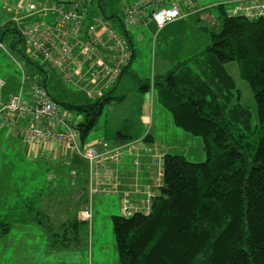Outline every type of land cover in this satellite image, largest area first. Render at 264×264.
<instances>
[{
	"label": "trees",
	"instance_id": "trees-1",
	"mask_svg": "<svg viewBox=\"0 0 264 264\" xmlns=\"http://www.w3.org/2000/svg\"><path fill=\"white\" fill-rule=\"evenodd\" d=\"M101 1L99 7L103 10ZM211 8L218 12L220 30L209 31L208 45L178 61L164 74L154 76L152 81H137L141 93H155L176 129L200 137L206 160L189 162L177 150L175 154L157 153L149 133L138 137L132 134L129 119L122 122V128L110 140L112 143L103 139L95 146L101 151L103 145L112 148L138 141L140 146L133 150L135 153H143L149 165L154 154L160 162V185L150 200L148 213L112 216L118 264H264V16H228L223 3ZM206 9L187 17L200 18ZM122 30L129 46L127 30L123 26ZM6 35L21 42L11 21L0 28L1 42ZM133 59L132 51L123 73ZM230 62L237 64L240 78L252 92L257 108L256 125L252 124L249 108L241 104L240 92L225 67ZM38 83L46 89L44 81ZM113 92L114 86L102 97L76 105L57 101L47 91L65 112L82 115L73 124L80 144L89 143L87 138L105 104L124 99L114 97ZM132 154L133 163L139 165L140 155ZM80 157L89 167L87 160ZM69 170L71 174L75 168ZM86 178L85 184H89ZM44 193L38 189L8 208L0 217V238H6L14 225L28 226L33 222L48 234L51 248L64 250L78 247L83 241L85 244L89 224L78 220L76 214L54 225L41 208ZM88 193L90 197L94 195L89 187ZM85 195L88 196L76 193L74 201L83 203L84 199L83 206H89L91 211Z\"/></svg>",
	"mask_w": 264,
	"mask_h": 264
},
{
	"label": "rangeland",
	"instance_id": "rangeland-1",
	"mask_svg": "<svg viewBox=\"0 0 264 264\" xmlns=\"http://www.w3.org/2000/svg\"><path fill=\"white\" fill-rule=\"evenodd\" d=\"M32 1L39 2V0ZM98 1L99 0H94L90 5L86 21L89 22L90 20L93 22L96 20L97 15L108 18L107 22L110 27L115 32L124 35L119 18L122 16L123 9L128 0H102V11H100L97 6ZM215 1L218 0H199V4L208 9L200 14V18L196 15L184 19L183 22L189 24L191 26L190 28L177 27L173 29L176 25L172 27L167 25L168 28L163 31V34L160 33V36L156 34L155 30L151 31L147 28H141L139 32L134 30L133 27H128L126 29L129 36L133 39L136 56L122 76L119 88L117 89V87H115L113 92L114 97L124 96V99L121 102L112 100L105 104L103 113L97 121L94 130L88 136V140L98 136H106L110 140V137H114L115 133L122 128V122L126 119L132 121V134H135L136 130L141 126L140 123H144V119L142 120L141 116L147 115L148 117L150 109H156V127L158 125L157 128L163 133V135L160 133L158 134L159 141L176 144L180 153H182L189 162H203L206 160V155L203 151V143L200 137H194L174 128L171 118L169 117L167 119V115H165V113H169L156 103V95L153 91L150 90L141 93L138 90L139 84L137 81H152L154 76L159 75L158 73L161 71L162 63L170 65L169 67H173L178 61H181L179 57H186L184 53L188 52H186L187 50L185 49L190 42L195 44V51H201L210 43L209 31L215 33L219 32L220 20L217 10L206 5ZM112 15H114L113 18H111ZM53 18L54 16L48 13L42 20L51 23L53 22ZM181 19L182 18L178 20ZM203 28L207 30L205 31ZM181 33L184 35V41L180 44L179 40L181 39ZM139 35H142L141 39H139ZM2 42L3 47H0V80H4L7 76L16 77L17 74L22 73L23 70V72L25 73L26 71L29 78H31L26 81V85L31 82L37 83L40 81L43 83L44 81L48 93L57 101L76 105H84L93 101L92 99H88L82 91L74 90L68 84L66 85L59 75L58 70L39 62L36 63L39 67L36 65L34 66V64L29 61L28 55H26V47L23 42L16 41L12 35H6ZM177 49H180V52H178ZM154 52L156 53L155 58ZM174 57H176V59L178 57V60H175ZM160 58L165 59V61ZM153 64H155V71L152 70ZM225 67L233 77L236 88L240 92L241 104L249 108L252 116V124L256 125L257 108L247 82L240 78L238 67L235 62L227 63ZM66 113L73 124H76L82 119V115L75 111ZM168 116H170V114ZM170 129L174 130L177 135H173ZM4 146L5 147L1 149H5L8 152L0 159V217H3L8 208L13 206L17 199H24L27 195H34L38 189H42L45 192L44 195H49V197L51 196L55 199L58 198L57 204L53 203L57 200H53L47 208L48 210H45L49 213V208L55 209L54 217L51 221L54 225H58L66 221L79 207L80 209L76 214L81 211L89 210V206H83L86 204H84V199L83 203H81L82 201H74V195L76 193H87L88 196L85 195L84 198L88 202V205H91V211L89 210L91 217L83 221L89 224L87 228L88 232L84 234L86 242H88L89 245L87 250H83L84 264H88L91 258H94L92 259L93 263L90 262L91 264H118V254L113 235L112 222V216L120 215L121 210L119 211L118 209V201L112 194L96 193L91 197L89 196V184H85L86 163L80 155L73 153L71 156L72 163L66 162L69 167L75 166L74 168L77 171L76 177L75 173L72 172L70 174V170L67 168V171H61V173H59L61 178L57 176V182L60 181L61 185L55 186V178H53L54 175L51 174L53 171L46 169L48 164H36L25 160L19 161V158H17L18 155L11 153L10 149L12 147L7 146V144H4ZM134 148H136V146H134ZM164 152L171 154L176 153L175 150L168 149ZM152 161H157V163L160 164L156 154L153 155ZM136 164L138 165V163ZM53 166L54 168L52 169L58 171V165L55 163L52 164L51 167ZM88 168L87 166V170ZM150 168L156 171L154 173L152 171V174L149 175V178L152 176V185L155 187L157 168H159V166L152 165L151 162ZM86 177V179L89 180V173H87ZM74 178H76V182L73 181ZM114 178L110 181H114ZM22 186H25L24 191L21 190ZM27 186H29L28 189H26ZM101 188L103 187L99 186V190ZM153 189L157 190L156 188ZM135 190L136 189L133 190V193H136ZM140 192L141 191L136 194ZM89 197L90 200L88 201ZM46 200H48V198H46ZM143 201L142 199L141 202ZM42 207L43 206H41V208ZM35 215L36 214H34V216ZM12 228L13 229L6 238H0V264H17L16 257L19 255H26L27 257L26 263L23 261L22 263L29 264L30 261L35 264H41L40 262H42V260L38 258L39 253L33 252V250L36 249V245H38V248H41L39 251L51 250L48 245L49 240L45 239L46 236L39 235L42 230L38 229L37 225L33 222H29L28 226L26 225L25 227L14 225ZM91 234L93 249H91Z\"/></svg>",
	"mask_w": 264,
	"mask_h": 264
},
{
	"label": "built area",
	"instance_id": "built-area-1",
	"mask_svg": "<svg viewBox=\"0 0 264 264\" xmlns=\"http://www.w3.org/2000/svg\"><path fill=\"white\" fill-rule=\"evenodd\" d=\"M93 1L3 0L6 10L14 12L11 22L26 47L28 58L58 70L63 80L75 87L83 80V67H87L90 83L101 82V88L93 91L94 97L100 98L118 82L132 51L126 38L115 32L104 17L98 16L86 24L87 11ZM227 4L230 5L226 10L228 16L242 15L250 19L264 16V0H229ZM203 9L199 0H128L119 21L127 29L147 16L157 29H161ZM48 13L54 16L51 23L42 20ZM26 19L29 21L25 22ZM0 47H3L1 41ZM20 77L19 90L0 104L2 125L13 130L28 146L44 151L59 148L65 155L76 153L86 159L90 194L115 192L117 182L111 166L124 155L134 153L140 143L132 141L112 148L103 145L101 151L90 143L80 144L72 121L46 89L38 82L27 88L29 78L23 70ZM3 86L4 80H0V88ZM152 165L160 167L157 161H152ZM157 173L153 186L156 189L160 185V168ZM113 178L114 181H110ZM99 186L103 188L99 190ZM153 195L147 192L146 200L139 205L123 199V215L139 211L148 213ZM90 217L89 210L77 214L80 221Z\"/></svg>",
	"mask_w": 264,
	"mask_h": 264
},
{
	"label": "crops",
	"instance_id": "crops-1",
	"mask_svg": "<svg viewBox=\"0 0 264 264\" xmlns=\"http://www.w3.org/2000/svg\"><path fill=\"white\" fill-rule=\"evenodd\" d=\"M46 1L47 0H41V1L39 0V2H42V3H45ZM228 1L229 0H218V1H215V2H211V3H209L206 6H213L215 4L223 3L225 5V7L228 8L229 7L228 6L229 4H227ZM97 6H99V5H97ZM6 8L7 7L4 6L3 0H0V28H1V26H3V24L7 23L8 21H11L12 18L14 17V12L7 11ZM98 8H100V7H98ZM20 14H25V13L24 12H20ZM98 16L99 15H97V17ZM99 17H101V16H99ZM188 18L189 17L182 18L181 20H178L176 22L170 23L168 25H169V27H172V26L176 25L173 29H175L177 27H181V28L188 27V28H190L191 26L189 24L183 22L184 19H188ZM105 19L108 21V18H105ZM27 21H29V19H26L25 22H27ZM166 26H164L161 29H157L155 24L153 23V21L150 20L146 16L141 21H137L131 27H133V29L137 30L138 32H139V30L141 28H147V29H149L151 31L155 30L156 34L158 36H160V33L163 34V31L168 28V26L167 27ZM127 34L129 36L128 32H127ZM181 34H182L181 35V39L179 40L180 44L183 43V41H184V35H183V33H181ZM138 37H139V39H141L142 35H139ZM129 39H130L129 42H128L129 43V47H131V49H132V51L134 53V58H135L136 53H135V50H134L133 39L130 36H129ZM185 50H187L186 52H188V53H184L186 57H182L181 56V57H179V60L180 59L184 60V59L194 55L195 53L199 52V50L195 51L196 50V46H195V44L193 42H190ZM177 51L180 52V49H177ZM155 56H156V53L154 52V58H155ZM160 59H163V58H160ZM174 59L178 60V57H177V59H176V57H174ZM163 61H165V59H163ZM169 66L170 65L162 63L161 64V69H160L161 71H159L158 74H164L167 70H169L171 68ZM152 70L155 71V64H153ZM25 73H26V71H25ZM58 73L61 76L59 71H58ZM89 73H90L89 69L84 66L83 70H82L83 80L77 85L76 88L79 87L78 91H82L88 99L94 100L95 97H94L93 91L97 87L101 88V82L97 83V84H91L90 81H89ZM124 73H122V75L120 76V78H119L118 82L116 83V85L114 86V88L115 87H117V89L119 88V85H120V82L122 80V76L124 75ZM26 75H28V74L26 73ZM61 78H62V76H61ZM20 79H21V77L19 76V74H17L16 77L15 76H11V77L7 76V78L4 79V86L2 88H0V104L7 102L8 98L12 94L16 93V91L18 90V85H19ZM31 84H32V82L29 83V86ZM65 84L67 85V83H65ZM68 85L72 89H76L71 84H68ZM155 101H156V103L158 105H160L158 103L157 96L155 98ZM155 112H156V109H154V110L150 109L148 117H147V115L141 116V119L142 120L144 119V123L145 124L144 123H142V124L140 123V125H141L140 128L137 129L136 133L133 134V135L135 137H138L140 135L145 134L146 132L149 133L151 140L154 142V145L157 148V153H159V154L160 153L164 154L165 153L164 151H166L167 149L168 150H177V151H179V148H178V146L176 144L174 145V144H171L169 142L165 143V142H160L159 141L158 134L160 133V134L163 135V133H161L159 128H157L158 125L156 127L157 116L155 115ZM165 115H167V119L169 117L171 118V116H168L169 114L165 113ZM148 123H149V125H147ZM2 124L3 123H2V120H1V117H0V159H2V157H4L6 155V153L8 152L5 149H1V148L5 147L4 144H7V146L12 147L10 149L11 153H13L14 155H18L17 158H19V161L25 160V161H29V162L36 163V164L37 163H44L45 165L48 164V167L46 169H49L50 171H53L51 174L54 175V177H53V178H55L54 182L57 184V185L55 184V186L61 185L60 181L57 182L58 177L61 178L59 173H61V171L62 172L67 171V168H71V167H69L66 164V162L67 163L68 162L72 163L71 156H72L73 153L71 155H69V157H67V155L63 154L62 150H60L59 148H55L54 150L52 149L50 151H44V150H42V148H39V147L28 146L22 140H20V138L17 137L18 135L13 130H10V129L4 127ZM148 126H149V129H148ZM170 131H171V133L173 135H177L176 132H174V130L170 129ZM110 138H111L110 140H113V137H110ZM172 138H173V136H172ZM103 139H106L108 141V143L111 142L110 140H108L109 138L106 137V136L94 137L91 140H88V142L90 144L98 147V142L100 140H103ZM134 154H137V152L136 153L134 152ZM141 154H143V153H138L137 154L138 156L140 155L138 157L139 163H140L138 166L134 165L136 163H133V160L135 159V155H133V154L132 155H130V154L124 155L117 164H114L113 166H111L113 168V173H114V175L116 177V182H117V190L115 192L111 193V194L118 201V204H119V208L118 209H119V211L121 210L120 211V215H123V211L121 209V202L123 201V199L128 198L132 202V204L139 205V204L142 203L141 202L142 199L143 200L146 199L147 192L152 193L154 195L156 194L157 190L153 189L154 187H153L152 181H151L152 180L151 179L152 176L149 178V175L152 174V171H153V173L156 172V171L153 170V168H150V165L148 164V158L146 156H144V155H141ZM55 163L58 165V168H59L58 171L57 170L54 171L52 169V168H54V166L51 167L52 164H55ZM44 170H45V168H44ZM74 171L75 170H72L71 172H74ZM74 173H75V177H76L77 171H75ZM87 173H88V170H87V166H86L85 177L87 176ZM73 181L76 182L77 181L76 178H74ZM24 188H25V186H22L21 190L24 191L25 190ZM28 188H29V186H27L26 189H28ZM30 189H31V187H30ZM134 189H138L141 192L139 194L133 193ZM27 193H29V192H27ZM42 197H43V199H42V202L40 204H41V206H43L42 208H43L44 211L48 210L47 208L50 206V204H51V202H53V200L56 201L58 199V198L55 199L54 197H51V196L49 197V195H46V194L44 196H42ZM25 198L26 197H24V199ZM46 198H48V200H46ZM49 198H50V202H49ZM24 199H17L16 202H20V201L22 202ZM53 203L57 204L58 200L56 202H53ZM79 209H80V207L78 209H76L75 210L76 212L72 213V215H70V217L76 216V213H77V211ZM45 213H47V212L45 211ZM54 213H55V209L54 208L53 209L49 208V213H47V214H48V216L51 219L54 217ZM70 217H68V219ZM61 223H63V222H61ZM61 223H59V224H61ZM21 227H25V226L21 225ZM43 231L44 230H42V232L39 233V235H41V236L44 235V236H46L45 239L49 240L48 234H46ZM49 242H48V245H49ZM92 243H93V241H92V234H91V249H93V244ZM88 247H89L88 242H86L84 244V241H83L82 245H80L78 247H75V248L60 250V249H57V248L54 249V248L50 247L51 248L50 251L49 250L39 251V249H41V248H38V245H36V249L33 250V252H38L39 253L38 254L39 255L38 258H39V260H42V262H40L41 264H45V263L46 264H84V260H83L84 253H83V250H87ZM46 248H44V249H46ZM31 257H33V256H31ZM16 259H17V261H16L17 264H25L27 257H26V255H24V256L23 255H21V256L19 255V256L16 257ZM92 259H94V258L89 259V263L88 264L93 263ZM22 261L25 262V263H22ZM35 261H37V260H35ZM29 264H35V263H32V262L29 261ZM103 264H105V263H103Z\"/></svg>",
	"mask_w": 264,
	"mask_h": 264
},
{
	"label": "water",
	"instance_id": "water-1",
	"mask_svg": "<svg viewBox=\"0 0 264 264\" xmlns=\"http://www.w3.org/2000/svg\"><path fill=\"white\" fill-rule=\"evenodd\" d=\"M97 5H99V1H98ZM98 7H99V6H98ZM99 10L102 11L101 8H99Z\"/></svg>",
	"mask_w": 264,
	"mask_h": 264
}]
</instances>
